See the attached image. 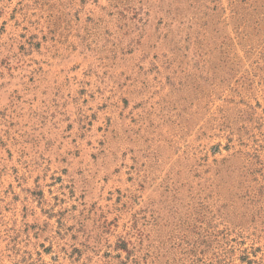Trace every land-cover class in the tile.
I'll return each mask as SVG.
<instances>
[{
  "label": "rangeland",
  "instance_id": "rangeland-1",
  "mask_svg": "<svg viewBox=\"0 0 264 264\" xmlns=\"http://www.w3.org/2000/svg\"><path fill=\"white\" fill-rule=\"evenodd\" d=\"M0 264H264V0H0Z\"/></svg>",
  "mask_w": 264,
  "mask_h": 264
},
{
  "label": "trees",
  "instance_id": "trees-1",
  "mask_svg": "<svg viewBox=\"0 0 264 264\" xmlns=\"http://www.w3.org/2000/svg\"><path fill=\"white\" fill-rule=\"evenodd\" d=\"M256 2H257V0H255ZM258 1H260V0H258Z\"/></svg>",
  "mask_w": 264,
  "mask_h": 264
}]
</instances>
